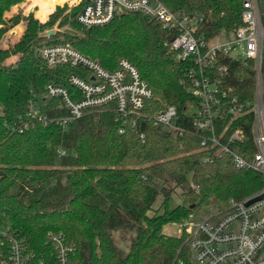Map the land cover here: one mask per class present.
I'll use <instances>...</instances> for the list:
<instances>
[{
  "label": "trees",
  "instance_id": "16d2710c",
  "mask_svg": "<svg viewBox=\"0 0 264 264\" xmlns=\"http://www.w3.org/2000/svg\"><path fill=\"white\" fill-rule=\"evenodd\" d=\"M22 1L0 0V38L23 23L18 36L9 34L0 43V236L7 231L42 256L47 251L46 232L60 231L75 245L76 264H193L183 236L164 234L162 226L203 213L209 205L224 208L228 198L239 199L262 188L264 175L238 169L226 155L200 144L184 114L185 104L195 99L185 77L192 64L167 52L173 32L140 12L86 27L75 20L77 8L57 7L40 23L27 15L39 0ZM243 1L163 0L173 11L203 13L208 36L242 24ZM258 2L264 12V0ZM56 21L57 29L42 35ZM58 44L71 46L108 70L119 59L130 61L154 93L147 114L174 105L185 131L174 134L151 120L120 118L109 109L87 111L64 127L52 121L11 128L9 123L34 103L49 117L66 113L58 97L44 95L45 86H64L72 96L75 88L66 78L82 70L68 64L48 67L37 53L43 45ZM16 54L18 59L8 63ZM221 65L226 67L224 84L240 100L251 99L254 61L220 55L217 66ZM260 75L264 103V58ZM246 119L245 125L240 118L227 124L222 138L242 126L243 144L235 150L249 156L252 113ZM226 122L217 126V133ZM60 149L66 153L58 154ZM175 188L180 201L169 208ZM158 196L159 207L154 208ZM115 232L121 239L128 234L126 247L118 244ZM3 249L0 243V264Z\"/></svg>",
  "mask_w": 264,
  "mask_h": 264
},
{
  "label": "built area",
  "instance_id": "2783aa9c",
  "mask_svg": "<svg viewBox=\"0 0 264 264\" xmlns=\"http://www.w3.org/2000/svg\"><path fill=\"white\" fill-rule=\"evenodd\" d=\"M54 1L46 18L56 6L65 7L67 11L77 8L75 20L90 27L103 25L122 13L140 12L171 30L173 36L166 43L167 52L178 61L189 60L192 64L185 77L195 98L188 102L194 108L189 113L184 111V114L191 121V129L199 135L200 144L214 148L219 155H226L238 169L264 175V103L260 75L264 58V12L258 0L242 2V24L231 30L223 28L209 36L203 29L207 21L203 13L188 9L173 11L163 0ZM39 9L35 3L27 15L33 13L43 23L46 18L36 15ZM224 35L227 37L222 40ZM37 53L48 67L68 64L82 70L81 74L70 73L66 78L75 88V93L71 96L66 87L47 83L44 95L58 97L66 113L49 117L41 112L38 103H34L9 123L11 128L26 127L36 122L47 125L52 121L64 127L87 111L109 109L120 118L135 116L151 120L153 125L174 134L185 131L177 122L174 105H166L151 115L147 114L146 108L154 93L130 61L119 59L116 67L108 70L90 56L63 44L43 45ZM220 55L254 61L256 75L251 99L240 100L233 89L224 84L221 78L226 67L217 66ZM212 72L215 75H211ZM249 113H252L253 151L245 156L235 150L239 143L243 144L242 126L236 127L225 138L222 135L227 124L239 118L245 125ZM225 120L227 122L217 133V126ZM131 125L134 126L135 122L132 121ZM139 137L143 139V134ZM57 152L61 155L66 153L63 149ZM260 195V199L247 204ZM206 208L203 213H192L172 223L180 226L178 236H183L182 244L188 249L193 264H264V186L245 197L228 198L224 208L215 205ZM196 216L200 220L192 223L191 219ZM0 243H4L5 250L1 264H76L73 260L75 245L60 231L46 232L47 251L42 256L7 231L1 233Z\"/></svg>",
  "mask_w": 264,
  "mask_h": 264
},
{
  "label": "rangeland",
  "instance_id": "374dc122",
  "mask_svg": "<svg viewBox=\"0 0 264 264\" xmlns=\"http://www.w3.org/2000/svg\"><path fill=\"white\" fill-rule=\"evenodd\" d=\"M26 0H23L21 3L25 2ZM54 0H39V14H40V18L41 19H44L47 12L50 10V7H51V4L53 3ZM21 3L13 6V7H17L19 6ZM57 7H60V6H56L52 11L54 12L56 10ZM36 10V8H35ZM30 11V10H29ZM31 12V11H30ZM52 12V13H53ZM33 14V13H32ZM36 14V13H35ZM37 15V14H36ZM33 16L35 17V15L33 14ZM50 14L48 15V17L44 20V21H47V19L49 18ZM39 21V20H38ZM9 22V21H8ZM44 23V22H43ZM57 23L58 21H56V23L54 24L53 27L51 28H48L46 30H44L43 32L49 30V29H53L54 31L57 29ZM23 28V23L22 21H20L19 23H17L15 26H13L6 34H4L1 38H0V43H3L6 39V36L9 35V34H12V35H15V36H18L19 33L21 32ZM42 32V33H43ZM227 35H224L222 40L223 39H226ZM193 105L192 103H186L185 106H184V111L186 113H189L193 110ZM175 193L172 194V201L169 203V208H172L175 203L179 202L180 201V198H179V193H180V190L178 188H175L174 189ZM160 196H158V198L156 199V201L154 202L153 204V207L154 208H158L159 207V202H160ZM159 211H162V209L160 208ZM205 211H207V208H205ZM150 213V212H149ZM200 220V218H198L197 216L192 218L191 219V222L194 223L196 221ZM161 232L164 233V234H168V235H178L179 232H180V226L178 225H174L172 223H167L165 225L162 226V229H161ZM115 235V239L117 240L118 244L122 247H126L127 244H128V234L127 235H124L123 236V239H121L119 237L120 233L119 232H115L114 233Z\"/></svg>",
  "mask_w": 264,
  "mask_h": 264
},
{
  "label": "water",
  "instance_id": "95a60500",
  "mask_svg": "<svg viewBox=\"0 0 264 264\" xmlns=\"http://www.w3.org/2000/svg\"><path fill=\"white\" fill-rule=\"evenodd\" d=\"M53 32H54L53 29H49V30L43 32L42 35H50V34H52ZM260 198H261V195H260V196H257V197H254L253 199L249 200L247 204H250V203H252V202H254V201H256V200H258V199H260Z\"/></svg>",
  "mask_w": 264,
  "mask_h": 264
},
{
  "label": "crops",
  "instance_id": "0c3cea01",
  "mask_svg": "<svg viewBox=\"0 0 264 264\" xmlns=\"http://www.w3.org/2000/svg\"><path fill=\"white\" fill-rule=\"evenodd\" d=\"M6 18V17H5ZM18 54H16V55H12L11 57H9V58H13L12 60H7V62L9 63V62H14L15 60H17L18 59ZM8 58V59H9Z\"/></svg>",
  "mask_w": 264,
  "mask_h": 264
}]
</instances>
